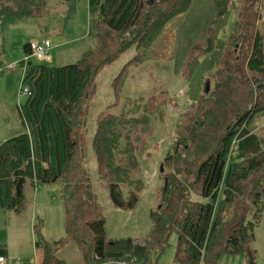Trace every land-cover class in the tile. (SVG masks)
Listing matches in <instances>:
<instances>
[{
  "label": "trees",
  "instance_id": "trees-1",
  "mask_svg": "<svg viewBox=\"0 0 264 264\" xmlns=\"http://www.w3.org/2000/svg\"><path fill=\"white\" fill-rule=\"evenodd\" d=\"M59 1L66 10L50 18L47 0H0V33L21 19L35 21L43 32L59 29L72 13L73 0ZM194 1L87 0L86 40L67 64L41 63L31 56L29 44H22L23 57H28L22 78L23 57L15 63L29 93L18 109L24 130L0 142V207L20 215L28 207L29 190L60 184L64 236L48 242L39 225L34 226L35 247L43 252L41 264H67L56 250L71 243L80 251L79 264H155L151 253L159 254L171 234H175L176 263L216 264L223 253L242 252L245 264H257L249 247L255 220L248 216L264 209V145L249 126L255 116L264 114V94L260 93L264 84L255 93V82L251 84L244 74L264 77V52L255 25L259 16L249 0H243L238 18L231 23L229 31L235 29L238 35L230 37L233 43L228 42L217 58L213 89L197 102L199 121L187 125L176 141L172 151L176 158L165 157L168 164L182 163L183 174L162 177L159 204L149 213L150 228L143 244L108 237L82 166L84 116L102 68L128 49L136 50L111 82L117 96L126 68L141 61L166 24ZM208 1L215 19L229 15L231 0ZM53 22L59 26H52ZM207 40L209 50L211 38ZM239 40L240 55L234 50ZM4 65L0 60V66ZM102 116L91 140L97 173L113 205L132 209L138 193L128 191L124 198L120 188L135 178L129 172L121 175L118 168L124 160L133 162L131 148L128 157L116 160L126 152L119 141V122ZM5 254L0 248V255Z\"/></svg>",
  "mask_w": 264,
  "mask_h": 264
},
{
  "label": "rangeland",
  "instance_id": "rangeland-1",
  "mask_svg": "<svg viewBox=\"0 0 264 264\" xmlns=\"http://www.w3.org/2000/svg\"><path fill=\"white\" fill-rule=\"evenodd\" d=\"M249 2L253 4L259 16L255 25L261 32L264 52V0ZM86 4V0H73V14L68 16L65 27H59L57 32L48 33L52 54L60 42L79 45L85 40L88 31ZM242 4L243 0H231L229 15L215 19V11L209 6L211 3L208 0H195L186 12L175 16L166 24L164 31L151 43L141 61L126 68L117 96L113 93L111 82L124 64L136 54L133 47L122 53L116 61L102 68L96 77L94 94L87 104L84 116L85 124L82 131L85 144L82 166L90 181L95 200L104 218L106 234L110 239L130 238L138 244H143L150 228L149 213L159 204L162 177L165 174H173L179 178L183 174L180 172V169H183L182 163L168 164L165 157L171 155L172 160L176 158V155L172 154L176 141L187 125L199 121L200 107L197 102L206 96L204 88L207 82L209 89H213L218 78L217 58L220 52H225L228 42L233 43L230 37L238 35L235 29L229 30L232 28L233 20L239 16ZM46 7L50 18L59 14L56 11L66 9L59 0H47ZM59 16L61 15L57 17ZM207 38H211L209 50ZM73 47L74 49H70L69 46L57 49V58L39 62L55 65L70 63L82 50L80 47ZM19 50L21 51V46ZM234 50H237L238 55L242 53L240 40ZM10 72L0 73V78ZM244 75L250 83L255 82L251 83L252 90L258 93L257 88L264 84V77L253 76L251 73ZM21 85V81L17 79L14 91L17 93L19 104L15 99L11 100V94H8L12 85H7V92L4 93L5 96L0 97V103L12 109H15L16 104L24 105L27 95L20 91ZM260 93L264 94V91ZM83 105L81 104L82 108ZM99 114L115 118L119 122L116 125L121 135L119 141L126 152H121L116 160L128 157L130 154L128 150L131 148L133 162L124 160L118 164V168L121 175L129 172L135 178L134 181H125L120 188L124 198H127L128 191L138 193V201L132 209L125 210L113 205L106 183L97 173L91 140ZM6 115L7 110H3L0 118ZM9 128L7 122L0 124V138L8 133ZM249 128L261 137L264 145V114L255 116ZM176 169H179L177 170L179 174L176 173ZM60 189L58 182L36 185L31 209L20 215L0 207V246L6 249L8 260L12 261V264L14 261L18 264L41 262L42 251L34 246L36 234L33 227L36 224H39L44 237L50 242L63 237ZM248 218L255 220L254 239L249 247L255 262L264 264V209L258 214H250ZM175 248V234H171L168 245L159 254L151 253L152 262L180 264L173 261ZM56 253L67 264L80 263V251L72 243L56 250ZM245 262L246 255L242 252L223 253L216 264Z\"/></svg>",
  "mask_w": 264,
  "mask_h": 264
},
{
  "label": "crops",
  "instance_id": "crops-1",
  "mask_svg": "<svg viewBox=\"0 0 264 264\" xmlns=\"http://www.w3.org/2000/svg\"><path fill=\"white\" fill-rule=\"evenodd\" d=\"M86 2H87V0H86ZM192 5H193V3L191 4V6ZM86 8H87V4H86ZM64 11H56V12H59V14H63ZM72 14H73V12H72ZM87 22H88V9H87ZM52 26L56 27V26H59V24L55 23ZM62 26L65 27V24ZM2 31L3 32L0 33V60L2 61V64L14 63V62H18L19 60L22 59V57L24 55H23L22 51H20L19 49L23 43H29L32 40H40V39H45V38L50 41V38L48 37V33L52 32V31L57 32V30L55 28L51 29V31L49 29L47 32L40 31V27L38 26V24L35 21L26 20V19L17 20L13 24L7 25V27H5ZM85 40H86V38H85ZM85 40H83L82 43L79 45L68 44L66 42L65 43L60 42L58 44V47L56 46L57 48L53 52V54H52V46H51L50 50L48 51V55H49L48 61H50V59L52 60V59L57 58V49H61L62 47H65V46H69L70 49H74L73 46L81 48V46L83 45V42ZM50 43H51V41H50ZM71 45H73V46H71ZM17 79H18V81L20 80V70L19 69H16V70H14V71H12V72L8 73L7 75L2 76L0 78V83H2V87L0 88V97L5 96L4 93L7 92V90H6L7 85H9V86L12 85L11 90H9L8 94H11V100L14 101V99H15V102L16 103L18 102L17 93L14 91ZM13 101L11 103H13ZM17 104H19V103H17ZM17 104L15 105V109H12L11 107L8 108L7 105L5 107L4 104L0 103V113H3V110H7V113H8V115H6L4 118L3 117L0 118V124L7 122V125H9V127H10L8 129L9 130L8 133L5 134L2 138H0V142L4 141L8 137H11L15 134H18L19 132H22L24 130L22 127V124H21V120L18 116V112H19L18 109H20L21 105L19 106ZM33 196H34V191L32 192V190H29V192H27V198H28L27 200H28L29 204H28L26 211L31 209V207H32ZM62 216H63V214H62ZM33 230H34V227H33ZM41 234H42L43 238L45 240H47L44 237L42 231H41ZM48 242H50V241H48ZM34 246H35V240H34ZM0 248L5 250V252H6V249H4V247L0 246ZM4 257H6L9 264H12V261L10 262L8 260L9 256H8L7 252H6ZM42 258H43V252H42ZM41 262H42V260H41ZM41 262L39 264H41Z\"/></svg>",
  "mask_w": 264,
  "mask_h": 264
},
{
  "label": "built area",
  "instance_id": "built-area-1",
  "mask_svg": "<svg viewBox=\"0 0 264 264\" xmlns=\"http://www.w3.org/2000/svg\"><path fill=\"white\" fill-rule=\"evenodd\" d=\"M30 49H31V56L34 57L35 59H37L38 61H45L48 60V51L51 48V43L48 39H40V40H32L29 43ZM46 58V59H45ZM23 62V66H22V72H21V78L24 75V71H25V64L28 61V57H23V59L21 60ZM17 68V64L14 63H10V64H6L4 66H0V73H3L5 71H14ZM20 78V81H21ZM22 83V81H21ZM20 91L22 93H25L26 95H28V89L26 87H24L23 85H21ZM0 264H9L6 257L0 255ZM14 264H18L17 261H14Z\"/></svg>",
  "mask_w": 264,
  "mask_h": 264
},
{
  "label": "water",
  "instance_id": "water-1",
  "mask_svg": "<svg viewBox=\"0 0 264 264\" xmlns=\"http://www.w3.org/2000/svg\"><path fill=\"white\" fill-rule=\"evenodd\" d=\"M152 1H156V0H148V2H152ZM208 89H209V83L207 82L205 84L204 93H207L208 92ZM160 171H161V168H160Z\"/></svg>",
  "mask_w": 264,
  "mask_h": 264
}]
</instances>
